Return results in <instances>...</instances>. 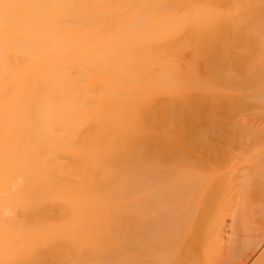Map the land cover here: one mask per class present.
<instances>
[{
  "label": "bare ground",
  "instance_id": "1",
  "mask_svg": "<svg viewBox=\"0 0 264 264\" xmlns=\"http://www.w3.org/2000/svg\"><path fill=\"white\" fill-rule=\"evenodd\" d=\"M263 26L264 0H0V264H173L196 190H207L198 235L213 233L210 197L226 193L232 154L226 103L247 89V30ZM60 85L64 137L51 127ZM148 207L160 218L146 222ZM253 233L237 261L215 242L200 263L176 253L181 264H246Z\"/></svg>",
  "mask_w": 264,
  "mask_h": 264
},
{
  "label": "rangeland",
  "instance_id": "2",
  "mask_svg": "<svg viewBox=\"0 0 264 264\" xmlns=\"http://www.w3.org/2000/svg\"><path fill=\"white\" fill-rule=\"evenodd\" d=\"M163 1L167 2L168 0H163ZM238 7L239 6H238L237 2H235V1L232 2V10L235 12V13L234 12L231 13L233 16L238 15L240 13L238 11ZM263 27H261V28L263 29ZM256 28L257 27H251L250 29L247 30V32L249 34L252 33L250 35V37L253 39L252 42L254 41V43H255L254 48H256V49H254L253 46L250 47V50L252 52L249 54L250 61L247 60L248 63H247V61H245V63H243V66H244L243 67V73H245L244 75L247 74L246 75L248 78L247 80H249V81H247L248 82L247 83V89L245 88V90L242 92V96H241L240 100L234 101L235 99H233L231 97V98H229V100L226 103V107H227L226 114L228 113L227 114L228 116H226V114H225V116H226L225 117V131L227 132V135H228L227 139L228 138H230V139L225 140V146L228 145L225 148L227 149L226 150L227 152L230 150L228 152L229 154L232 151L231 155H233V156L231 157V155L229 156L228 154L227 155L225 154L226 157L228 156V159H226V157H225V161H224L225 164H224L223 172L226 175L225 180H227L228 182H227V185H226V181L222 182V183H225V186L228 188V189H226L227 191L226 190L224 191L226 193H222V195H221V194H218L219 193L218 192L216 196L212 195L210 197L211 199L213 197H216L213 200V203L211 205L212 206L211 212L213 209L215 210L216 207L219 206L215 210V212H214V210L212 212L213 216H215V218H213L215 220H212V223L210 226V228L213 229L212 230L213 233L211 231H209L207 236L205 238H202V237H200V235H198L199 232L197 231V227L199 226V224L201 223L200 221L203 218V215H204L203 210L205 208V199L201 196L202 195L205 196L207 190H203V191L200 190L199 192L196 190L195 193L193 194V196L190 197V199H189L190 203H185L181 206V210H188V212H190V214H187L188 232H186L187 236H186L185 240L179 239L178 242H175L176 244L174 243L175 245H173V247H174V249L176 248V249L180 250V252H178V253L184 255L182 257L190 258L191 260L196 261L198 263H200L202 261V258H197V257H199V254L201 256V254H203V252H206V253L208 252L207 246L205 245L207 242H210V243L215 242L214 245H217L219 247V250H221V252L225 255V257H227L228 259L231 260L230 262L237 261L239 259V257L243 255L241 253H243V252L245 253L244 250L248 245L247 241L244 242L246 236L249 237L251 235L249 233L254 232L252 235H254V234L259 235L261 233L260 234L261 238L258 239L260 244H259L258 249L256 250L257 253L256 252H255V254L253 253L254 255L252 254L253 256L251 258H249L250 260L248 259V261H247L248 263L246 262V264H264V240H263L264 239V233H263L264 232V206H263L264 205V106H263L264 105V91H262V89L264 90V72H263L264 71V48H263V46H264L263 45L264 44L263 43L264 32H262L263 31L262 29L259 31L260 28H257V29ZM254 29H256V31ZM259 32H261V33H259ZM262 34H263V36H262ZM261 38H263V39H261ZM261 44L263 46H261ZM246 46H248V45L245 44V47ZM259 46H260V50L258 49ZM254 53H257V54H254ZM250 56L253 58V61H252V58ZM165 57H167V58L170 57V54H166ZM185 58H191V55H187V56H185ZM254 59H255V61H254ZM260 60H262V61H260ZM251 62L253 63L252 66L254 65L255 62H257V64L255 63V66H254L255 68L251 66ZM244 64H247V65H244ZM246 66L248 69L249 68L250 69L244 70V69H246ZM256 67L260 68L261 70H259V69L256 70ZM249 71H252V72L249 73ZM90 72L92 73L94 78L100 77V74L96 73L93 69H91ZM258 72H260V73H258ZM261 72H263V73H261ZM258 74H261V75H258ZM249 78H251V79H249ZM253 81H255V82L258 81L257 82L258 84L260 83L258 86L259 87L258 95L256 98H254L255 101L251 100V98H247L245 100L246 95H247V97L250 96L248 89L253 91V88L255 85ZM251 84H252V86H250ZM261 92L263 93L262 95H261ZM67 93H68V89L65 86L60 85L57 88V95L54 98L53 105H52V108L50 111L51 116H52L51 117V127L54 128L55 131L62 137H64L65 135H67L69 133L68 120H67V118H65L67 116V113L69 112V108L62 106L63 97ZM259 95H261V96L258 97ZM243 96H245V97H243ZM178 98L183 101L186 97H185V94H181V95H179ZM243 98H244V100H243ZM257 98H259L260 100H258ZM171 99H173V100H170V103L172 102V104H176V103L180 104L179 103L180 101L178 99H177L176 103H173V101L176 98H171ZM242 100H243V102H242ZM257 100H258V102H257ZM253 101H254V103H253ZM255 104H257V105H255ZM228 106L229 107L232 106V108L231 107L229 108ZM238 106H239V108H238ZM229 109H231V110H229ZM234 109H235V112H234ZM226 120H227V122H226ZM229 127L232 130H230ZM237 127L239 129H237ZM234 128H235V130H233ZM236 130H237V134H236ZM238 130L240 131V133L238 132ZM241 130H244V132ZM230 131L231 132L234 131V132L230 134ZM241 132H243V133H241ZM233 134H236L237 137L236 136L234 137ZM238 136L241 140L238 138ZM230 140H231V142L234 141L232 143L233 144L232 146H230L231 142L228 143ZM226 143H228V144H226ZM156 144H158V142ZM155 146H157V145H155ZM231 168H233V169H231ZM216 172H217V174H220V175L223 173L220 170H216ZM227 174H231V175H229L227 178ZM239 176H241V177H239ZM21 182H22L21 178H18L16 181L11 182V185H9L10 186L9 190L12 192L17 190L16 188H18L21 185ZM19 183H20V185L18 186ZM229 183H230V186H229ZM222 186L224 187V185H222ZM7 195H9V192H7ZM240 196H241V198H238ZM217 197H219V199ZM242 198H243V200H242ZM220 199H224V200H220ZM218 200H219V202L220 201L221 202L220 203L217 202ZM243 202H245V203H243ZM217 203H218V205H217ZM224 207H226V210ZM190 208L192 209V211L190 210ZM236 208H238V209H236ZM241 208H243V209H241ZM150 212H152V209L150 207H148L146 209V213L144 216V220L146 222L151 223L152 221L160 218L159 213H154V212L150 213ZM234 212L235 213L237 212L236 215L234 214ZM229 221H230V224H229ZM259 221H260V223H259ZM214 224H216V225H214ZM216 226H217V228H216ZM219 230H222L221 233L223 234V239H222V243L218 244V242H217L218 236L216 234H221ZM211 234H213V238L210 237ZM228 237L229 238L233 237L232 240H237L236 243L234 242L232 244L231 243L229 244V238ZM149 246L151 247V249H154L157 252L163 250V248H161L162 245H160L159 243H150ZM158 246H159V248H158ZM221 246H223L222 249H221ZM204 247H206V250ZM176 249H175L174 253H170L169 256L172 259L171 262L172 263L175 262L173 264H181V261H179V259H178L179 255L176 253ZM197 250H198V252H197ZM262 254H263V256H262ZM260 257H261V259H260Z\"/></svg>",
  "mask_w": 264,
  "mask_h": 264
}]
</instances>
